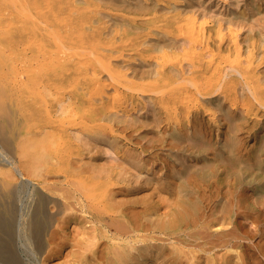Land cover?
<instances>
[{
	"label": "bare ground",
	"instance_id": "obj_1",
	"mask_svg": "<svg viewBox=\"0 0 264 264\" xmlns=\"http://www.w3.org/2000/svg\"><path fill=\"white\" fill-rule=\"evenodd\" d=\"M19 239L41 264H264V0H0L8 264Z\"/></svg>",
	"mask_w": 264,
	"mask_h": 264
},
{
	"label": "rangeland",
	"instance_id": "obj_2",
	"mask_svg": "<svg viewBox=\"0 0 264 264\" xmlns=\"http://www.w3.org/2000/svg\"><path fill=\"white\" fill-rule=\"evenodd\" d=\"M35 185H37L36 182H34ZM38 187V186H37ZM18 224L22 223V220L20 221V219L18 220ZM18 243V247L20 248V258L23 262V264H41V256H39L36 251L32 250V252H26L25 249L22 248L21 241L20 239L17 241ZM24 250V252H23ZM217 251V249H216ZM34 252V253H33ZM31 253V254H30ZM26 254V255H25ZM33 255V256H32ZM34 257V258H33ZM24 258V259H23ZM8 264L6 261L2 260V257H0V264Z\"/></svg>",
	"mask_w": 264,
	"mask_h": 264
}]
</instances>
